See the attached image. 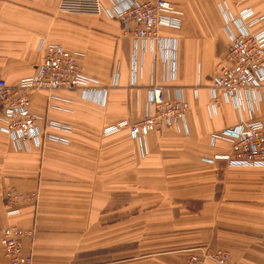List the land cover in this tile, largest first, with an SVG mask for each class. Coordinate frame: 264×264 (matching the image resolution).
Masks as SVG:
<instances>
[{
	"label": "crops",
	"instance_id": "crops-1",
	"mask_svg": "<svg viewBox=\"0 0 264 264\" xmlns=\"http://www.w3.org/2000/svg\"><path fill=\"white\" fill-rule=\"evenodd\" d=\"M169 1L182 9V24L162 26L154 42L136 41L108 13L66 12L59 0H0V76L10 86L35 72L42 41L81 52L83 72L97 81L89 97L79 89L32 96L33 112L70 125V133L52 130L69 143L16 145L0 120V236L9 225L34 230L24 239L34 264H185L200 247L223 248L238 264H264V167L210 161L230 150L228 141L212 145L211 133L240 116L222 100L213 113L209 88L239 13L250 11L248 30H264V0ZM153 82L171 95L181 89L188 132L150 133L146 153L127 127L106 129L140 120ZM8 189L34 193L38 202L10 215ZM132 220L159 231L132 235ZM0 264H10L1 244Z\"/></svg>",
	"mask_w": 264,
	"mask_h": 264
},
{
	"label": "built area",
	"instance_id": "built-area-1",
	"mask_svg": "<svg viewBox=\"0 0 264 264\" xmlns=\"http://www.w3.org/2000/svg\"><path fill=\"white\" fill-rule=\"evenodd\" d=\"M119 1V0H118ZM113 2H115L113 0ZM122 2V0H121ZM101 0H61L60 8L70 13H100ZM182 9L175 7L168 0H128L111 17L122 22L127 35L137 40L158 42L162 40V26H178ZM250 14L247 9L239 13L237 31H232L226 50V65L222 72L212 81L210 92L212 103L210 109L217 111L221 95L235 101L244 109L245 95H258L264 80V30L253 33L247 25L252 21H244ZM233 16L227 15V20L234 22ZM226 20V21H227ZM40 49L44 56L37 65L35 72L21 79L16 86H10L5 78L0 76V120L2 130L10 135L16 145L29 146L30 142L39 145L44 140L61 141L64 138L52 130L71 131L68 124L54 119H44L32 111V96L42 90L55 91L59 89H80L89 94L91 87L97 84L96 79L86 75L79 58L81 52L71 51L60 43L42 41ZM165 87L152 85L149 92V103L145 115L132 125V132L140 141L145 136L163 126L188 130L186 113L188 104L183 95L170 98L165 93ZM246 105V103H245ZM42 119V120H41ZM41 120L40 124L39 121ZM225 139L231 143L229 153L215 155L216 159L227 160L233 166L264 167V120L241 118L234 128L224 129L212 134V140ZM211 160V161H212ZM7 213L20 211V204L35 199V194H22L15 189L5 191ZM34 230H28L16 225L2 229L0 241L4 246L5 255L10 264H34L33 252L24 251L25 237L34 238ZM205 259H211L219 264H233L228 253L224 251H209L205 249L200 254L193 253L186 264H202Z\"/></svg>",
	"mask_w": 264,
	"mask_h": 264
},
{
	"label": "rangeland",
	"instance_id": "rangeland-1",
	"mask_svg": "<svg viewBox=\"0 0 264 264\" xmlns=\"http://www.w3.org/2000/svg\"><path fill=\"white\" fill-rule=\"evenodd\" d=\"M60 1L61 0H59V3H58V9H61L60 8ZM107 3H108V5H106V3L104 2V0H101V2H102V7H101V9H100V13H93V14H95V15H98L99 17H104L103 15L104 14H106V13H108V15L111 17V15H110V13H111V11L112 12H116L117 11V9H119V8H121L122 7V4H121V0H114L115 2H113V0H105ZM148 1V0H147ZM169 1V0H168ZM171 2V1H170ZM171 4L172 5H174L172 2H171ZM175 7H177L176 5H174ZM183 13V11H181V14ZM119 20V19H118ZM120 21V20H119ZM121 22V21H120ZM122 23V22H121ZM227 23L229 24L230 23V21H228L227 20ZM182 24V21L180 22V24L178 25V26H176V27H179L180 25ZM227 24V25H228ZM170 27H174V26H170ZM122 28H123V25H122ZM253 33H256V32H253ZM230 41V40H229ZM227 50V49H226ZM225 54H226V52H225ZM225 54H224V57L221 59V62L219 63V65H218V67H217V73H215V75L211 78V83H210V85L212 84V81L214 80V78H216L218 75H220L221 74V72H222V69H221V67H222V65H226L227 64V61H226V58H225ZM82 67V66H81ZM27 77V76H26ZM154 84H160V85H163L164 87H165V85L164 84H162V83H156V82H153L151 85H150V87H149V89H148V99H147V102H146V105H148L147 103H149V92H150V89L152 88V85H154ZM261 84H263V86L260 88V91H259V94L256 96V95H252V96H248V94L247 95H245V97H244V100H243V104H244V109L242 108H240L239 107V105L235 102V101H230V99H226L228 96L227 95H225V94H223V96L221 95V100L222 101H225V102H229V103H233L234 104V106H235V108L237 109V111H238V113H239V116H240V121H241V118H250V119H254V120H264V114L263 115H259V114H257V111H258V103H260L261 101H263L264 100V94H263V88H264V80H262L261 81ZM209 88H210V86H209ZM75 89H77V88H74V89H68V90H75ZM166 90H165V93H166V95L168 96V97H170V98H175V97H177L178 95H180L181 96V89H180V91L179 90H177V92L176 93H174V95H171L170 93H169V91H168V89L167 88H165ZM80 90V89H79ZM82 91V90H81ZM83 92V91H82ZM105 92L106 91H104L103 93H104V96H105ZM84 93V92H83ZM85 95H87V97H89V96H91L90 94H86V93H84ZM104 96H101V97H103V99H104ZM185 99V98H184ZM101 102H102V98H101V100H100ZM245 103H246V105H245ZM188 104V103H187ZM220 104H221V101H220V103L218 104V108H219V106H220ZM31 109H32V107H31ZM188 109H189V106H188ZM33 111V110H32ZM187 113H188V111H187ZM187 113H186V123H187ZM145 115V113L142 115V117L140 118V120L143 118V116ZM50 119V118H49ZM139 121V120H138ZM138 121H136V122H138ZM239 121V122H240ZM133 124H135V122H131V121H129V120H122V121H120L119 123H117V124H115L113 127H110V128H108V129H106L107 130V132H117V131H119L121 128H123V127H127L128 128V131H129V133H130V136H131V138L135 141V142H137L138 143V145L142 148V150H143V152H146L147 153V143H146V137L150 134V133H154V132H162V131H165V130H175L176 132H178L176 129H178V128H175V127H168V126H163L162 128H160V129H158V130H154V131H151V132H149L146 136H145V139H144V142H142V141H140L135 135H133V132H132V125ZM237 124H239V123H237ZM236 124V125H237ZM236 125H233V126H229V127H226V128H224V129H231V128H234ZM187 128H188V124H187ZM224 129H221V130H219V131H214V132H212L211 133V144L212 145H215L216 144V142H218V141H221V140H224V141H227V140H225V139H215V140H212V134L213 133H216V132H221V131H223ZM56 131H60V130H56ZM63 132H65V133H70L71 131H64L63 130ZM184 132H188V130L187 131H184ZM47 141H49V140H44V141H42V144H39V146L40 145H43V143H46ZM52 141H56V142H60V143H69V139H67V138H65V139H63V140H61V141H57V140H52ZM229 142V141H228ZM32 144L33 145H35L34 144V142H32ZM229 144H230V149H231V143L229 142ZM230 152V150L228 151V152H226V153H229ZM216 155H218V154H216ZM214 158H216L215 157V155H214V157H213V159ZM212 159H210V161H211ZM218 160H223V161H225L229 166H233V165H230L229 163H228V161L227 160H224V159H216V160H212L211 162H215V161H218ZM233 167H255V166H233ZM137 198L138 197H133L132 196V198H131V202H132V204L135 202V200H137ZM35 203H37L38 202V197H36L35 196ZM138 214V211H134V210H132L131 211V217L132 216H136ZM116 217V219H119V218H122V216L121 215H117V216H115ZM134 220H132V225H131V227H130V230H131V234L133 235V234H145L146 233V236L149 238V237H151V236H153V235H156V233H155V231H159V229L158 228H155V227H151V228H146L145 229V227L144 228H139V226H138V223L137 222H134ZM26 238V237H25ZM24 238V239H25ZM24 239H23V241H24ZM0 244L2 245V243H1V241H0ZM2 247H3V250H4V246L2 245ZM24 247H25V243H24ZM203 249H205L207 252H209V251H224V252H226V253H228V255H229V258H230V260H231V262L233 263V264H238V263H236V262H234L233 260H232V258H231V255H230V253L227 251V250H225V249H223V248H216V247H214V248H209V247H200V250L202 251ZM4 253H5V250H4ZM205 261V260H204ZM203 261V262H204ZM9 263H10V261H9ZM186 264V263H185ZM203 264V263H202Z\"/></svg>",
	"mask_w": 264,
	"mask_h": 264
},
{
	"label": "bare ground",
	"instance_id": "bare-ground-1",
	"mask_svg": "<svg viewBox=\"0 0 264 264\" xmlns=\"http://www.w3.org/2000/svg\"><path fill=\"white\" fill-rule=\"evenodd\" d=\"M51 43V42H50Z\"/></svg>",
	"mask_w": 264,
	"mask_h": 264
}]
</instances>
